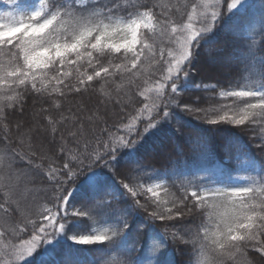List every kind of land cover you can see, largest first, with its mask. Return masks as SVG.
<instances>
[{"label": "snow or ice", "instance_id": "snow-or-ice-1", "mask_svg": "<svg viewBox=\"0 0 264 264\" xmlns=\"http://www.w3.org/2000/svg\"><path fill=\"white\" fill-rule=\"evenodd\" d=\"M193 122L231 167L144 162ZM93 251L264 264V0L0 3V264Z\"/></svg>", "mask_w": 264, "mask_h": 264}, {"label": "trees", "instance_id": "trees-1", "mask_svg": "<svg viewBox=\"0 0 264 264\" xmlns=\"http://www.w3.org/2000/svg\"><path fill=\"white\" fill-rule=\"evenodd\" d=\"M3 0H0V3H2ZM258 3L259 0H256ZM258 15V14H257ZM260 37L257 36V40H259ZM222 43V41L220 42ZM220 43L215 45L216 47L220 46ZM193 96H203L204 93H193ZM212 103H219V101H212ZM33 104V98H29L27 109L25 113V117H15V119H27ZM39 103L36 104V107L39 108ZM136 107H139L137 104ZM129 111H132L129 109ZM111 122V121H110ZM200 125H197L193 122L191 127L185 128L184 131L190 132L194 138L192 143H189L184 138H177L173 141L165 142L162 146L157 147V151L155 153H150L145 156V163L151 164L155 166L156 168H159L161 170L169 168V167H176V168H183L185 166V162H188L189 164L192 163L194 159L203 160L205 158V155L208 159L214 158L215 162L217 164H227L228 167H231V164L228 163L226 160V157L229 155V151L226 150V143L225 139L222 134H209V138L207 140V147L201 149L196 143H195V137L199 136L200 133ZM13 135H16V133H13ZM231 151L234 152V149ZM182 153V154H181ZM257 158H261L260 153H256ZM169 158L174 162L173 165L169 164ZM171 247V246H170ZM180 252H183V249H180ZM101 256L100 252L93 251L91 256L85 255V264H89V261L92 257H95L99 260V257ZM185 256L183 254H180L177 256V259L183 264V261L185 260ZM102 264V261L100 262Z\"/></svg>", "mask_w": 264, "mask_h": 264}]
</instances>
